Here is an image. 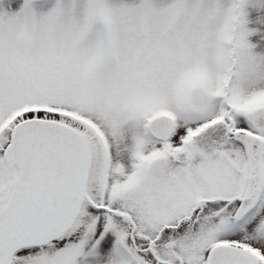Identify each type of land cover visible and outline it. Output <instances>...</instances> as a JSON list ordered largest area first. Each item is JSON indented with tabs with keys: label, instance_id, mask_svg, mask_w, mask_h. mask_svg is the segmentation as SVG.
Returning a JSON list of instances; mask_svg holds the SVG:
<instances>
[{
	"label": "snow or ice",
	"instance_id": "6c2138e0",
	"mask_svg": "<svg viewBox=\"0 0 264 264\" xmlns=\"http://www.w3.org/2000/svg\"><path fill=\"white\" fill-rule=\"evenodd\" d=\"M0 264H264V0H0Z\"/></svg>",
	"mask_w": 264,
	"mask_h": 264
}]
</instances>
